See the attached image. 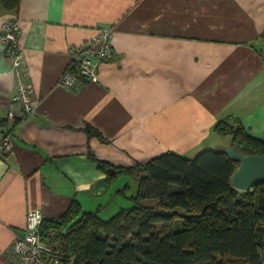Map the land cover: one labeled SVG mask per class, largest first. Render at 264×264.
Returning a JSON list of instances; mask_svg holds the SVG:
<instances>
[{"label": "crops", "instance_id": "crops-1", "mask_svg": "<svg viewBox=\"0 0 264 264\" xmlns=\"http://www.w3.org/2000/svg\"><path fill=\"white\" fill-rule=\"evenodd\" d=\"M12 17L35 110L13 126V152H0V264H29L10 250L31 210L58 220L74 202L101 218L128 207L137 190L121 191L137 181L109 182L92 153L118 167L167 152L192 158L231 146L214 131L221 119H239L264 140V0H20L15 10L0 2V29ZM103 28L114 30V53L100 60L99 80L62 86ZM15 90L0 41V125L19 108ZM110 205L119 210L108 214Z\"/></svg>", "mask_w": 264, "mask_h": 264}, {"label": "trees", "instance_id": "trees-1", "mask_svg": "<svg viewBox=\"0 0 264 264\" xmlns=\"http://www.w3.org/2000/svg\"><path fill=\"white\" fill-rule=\"evenodd\" d=\"M0 2L15 10L20 0ZM86 130L105 140L94 127ZM214 131L230 136L231 146L245 154L264 155V140L250 135L239 119H221ZM90 158L109 182L125 175L138 189L132 206L107 220L82 211L77 202L58 220H45L42 237L59 246L60 264L71 258L72 264H264V182L235 188L231 177L240 163L225 148L192 158L167 152L130 167L113 166L93 153Z\"/></svg>", "mask_w": 264, "mask_h": 264}, {"label": "built area", "instance_id": "built-area-1", "mask_svg": "<svg viewBox=\"0 0 264 264\" xmlns=\"http://www.w3.org/2000/svg\"><path fill=\"white\" fill-rule=\"evenodd\" d=\"M113 28L99 29L92 43L80 48L64 71L60 84L69 89L80 84L99 80L100 60L113 57ZM21 27L19 20L12 17L5 21L0 29V41L6 46L11 61V72L16 79V90L7 112L8 125L0 129V152L11 153L15 148L13 126L17 119L30 115L35 110L34 85L30 79L29 67L24 50L20 44ZM45 221L43 213L31 210L27 215V224L23 234L13 241L11 254L29 264H60L62 254L59 246L43 239L41 227ZM73 263L71 258L69 264Z\"/></svg>", "mask_w": 264, "mask_h": 264}, {"label": "water", "instance_id": "water-1", "mask_svg": "<svg viewBox=\"0 0 264 264\" xmlns=\"http://www.w3.org/2000/svg\"><path fill=\"white\" fill-rule=\"evenodd\" d=\"M230 159L239 162V168L231 177V184L240 190H249L264 182V155L245 154L234 146L225 148ZM112 172L114 168H110Z\"/></svg>", "mask_w": 264, "mask_h": 264}, {"label": "rangeland", "instance_id": "rangeland-1", "mask_svg": "<svg viewBox=\"0 0 264 264\" xmlns=\"http://www.w3.org/2000/svg\"><path fill=\"white\" fill-rule=\"evenodd\" d=\"M230 140H231V137L229 136V137H226V138H225L224 142H225V143H228ZM214 148H217V147H214ZM120 179H123V178L121 177ZM114 186H117V184L114 183ZM136 190H137V189H135V186L131 185V186L127 189V192H128V194L132 195V194H134V193L136 192ZM110 206H111V208H108L109 210L107 211L108 214H110V212H111L110 210H113V212H114V211L116 212V210H119V209H117L119 205H115V206H114V205H110ZM110 206H109V207H110ZM124 206L131 207V206H132V203H131V202L125 203ZM110 216H111V215H110ZM110 216H108V217H103V219L107 220V219L110 218ZM177 223H179V222H177ZM179 226H180V223H179Z\"/></svg>", "mask_w": 264, "mask_h": 264}]
</instances>
